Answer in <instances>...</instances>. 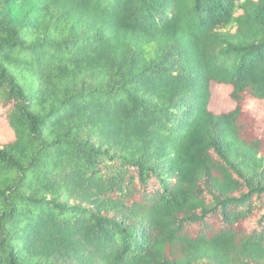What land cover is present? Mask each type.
<instances>
[{"label": "trees", "instance_id": "trees-1", "mask_svg": "<svg viewBox=\"0 0 264 264\" xmlns=\"http://www.w3.org/2000/svg\"><path fill=\"white\" fill-rule=\"evenodd\" d=\"M252 102L264 0H0V264H264Z\"/></svg>", "mask_w": 264, "mask_h": 264}, {"label": "rangeland", "instance_id": "rangeland-1", "mask_svg": "<svg viewBox=\"0 0 264 264\" xmlns=\"http://www.w3.org/2000/svg\"><path fill=\"white\" fill-rule=\"evenodd\" d=\"M230 87L213 85L211 88L212 99L210 102V110L214 113L226 112L234 107V103L230 100ZM250 108L256 113H263L264 105L252 102ZM11 138V132L8 130L4 122L0 121V144L6 143Z\"/></svg>", "mask_w": 264, "mask_h": 264}]
</instances>
